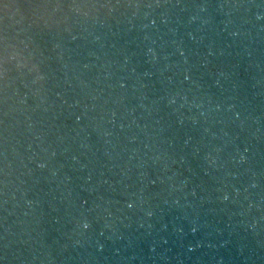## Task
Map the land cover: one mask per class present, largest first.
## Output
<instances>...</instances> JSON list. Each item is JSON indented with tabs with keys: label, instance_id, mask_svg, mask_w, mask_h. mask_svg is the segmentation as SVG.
<instances>
[{
	"label": "water",
	"instance_id": "1",
	"mask_svg": "<svg viewBox=\"0 0 264 264\" xmlns=\"http://www.w3.org/2000/svg\"><path fill=\"white\" fill-rule=\"evenodd\" d=\"M0 264H264V0H0Z\"/></svg>",
	"mask_w": 264,
	"mask_h": 264
},
{
	"label": "snow or ice",
	"instance_id": "2",
	"mask_svg": "<svg viewBox=\"0 0 264 264\" xmlns=\"http://www.w3.org/2000/svg\"><path fill=\"white\" fill-rule=\"evenodd\" d=\"M41 166H43V165H41ZM128 206H129V207H132V205H131V204H129ZM85 227H87V225H85Z\"/></svg>",
	"mask_w": 264,
	"mask_h": 264
}]
</instances>
